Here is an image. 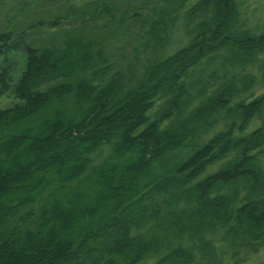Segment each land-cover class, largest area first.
Listing matches in <instances>:
<instances>
[{
  "label": "trees",
  "instance_id": "16d2710c",
  "mask_svg": "<svg viewBox=\"0 0 264 264\" xmlns=\"http://www.w3.org/2000/svg\"><path fill=\"white\" fill-rule=\"evenodd\" d=\"M32 1L0 0V95L17 100L0 109V264H212L225 253L216 239L260 235L264 121L248 128L264 93L236 98L246 88L235 80L246 78L226 72L195 106L189 90L221 51L237 48L246 61L264 51V33L241 31L236 1L185 7L195 20L187 44L149 60L133 84L77 33L35 41L34 30L57 21L38 17ZM173 24L157 12L148 34ZM217 70L209 79L222 80ZM34 203L33 226L6 228Z\"/></svg>",
  "mask_w": 264,
  "mask_h": 264
},
{
  "label": "rangeland",
  "instance_id": "374dc122",
  "mask_svg": "<svg viewBox=\"0 0 264 264\" xmlns=\"http://www.w3.org/2000/svg\"><path fill=\"white\" fill-rule=\"evenodd\" d=\"M20 1L23 2V0ZM235 1L241 31L252 36L264 33V0ZM194 2L196 0H33L30 4L31 10L38 12V17L57 21V24L34 30L32 37L35 41L48 44L51 41H62L68 32L77 33L84 41H89L95 46L99 45L107 64L110 65L108 73L114 71L130 73L127 82L133 84L140 78L143 66L149 60L154 59L157 55L167 54L179 45L187 44V30L194 26L193 21L195 20H188L183 12L186 11L185 7ZM6 3L11 6L12 0H6ZM175 7L178 8L177 19L172 13ZM23 9L29 10L25 5H23ZM106 9L109 10L108 13L104 12ZM160 11H163L167 25L175 23L163 31L156 29L153 31L154 33L148 34L151 20ZM138 13L137 17L135 14ZM11 14L13 13L11 12ZM3 20L1 15L0 28L4 26L2 25ZM232 51L233 55L229 48L223 50L216 56L215 62H211L208 66L204 63L196 68L194 71L196 75L191 80L193 86L189 89L192 105L195 106L199 99L212 94L214 90L212 87L217 86L225 79L222 75L224 72L228 77L235 74L238 76L237 79L246 78L244 81L235 80L238 87L246 88L236 98L247 101L264 93V51L256 53L251 61H246V56L242 52L240 53L237 48H233ZM225 62L227 64L223 68ZM104 65L101 64V66ZM214 69H218L220 78L223 77L221 81L209 79V75ZM201 71H203L201 74L203 78L195 84L197 75ZM16 102L11 91L0 95V109L11 107ZM164 104V101H158L154 106L153 114L163 109ZM261 115L253 118L248 131L262 125L264 107L261 110ZM223 123L224 120L220 119L217 126L222 128ZM210 134V131L202 134V139ZM101 152V155H93V157L100 160L109 151L107 148H103ZM31 209H33L32 213H29L27 209L21 210L19 217L6 228L15 227L16 224L19 227L22 225L33 226L39 215V208L34 203ZM221 232L222 230L214 235ZM198 244L199 240L195 238L193 245ZM214 245V251L223 250L225 253L217 252L216 262H212V264H264V231L260 235L254 234L244 239L229 235L222 241L216 239ZM156 260L157 256H152L139 264H153ZM209 262L210 260H205L204 264H210Z\"/></svg>",
  "mask_w": 264,
  "mask_h": 264
}]
</instances>
